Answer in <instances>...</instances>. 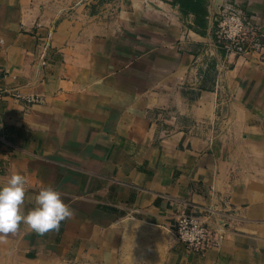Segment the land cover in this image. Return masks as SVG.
<instances>
[{
    "label": "crops",
    "instance_id": "obj_1",
    "mask_svg": "<svg viewBox=\"0 0 264 264\" xmlns=\"http://www.w3.org/2000/svg\"><path fill=\"white\" fill-rule=\"evenodd\" d=\"M227 1L0 0V188L18 173L25 214L49 186L74 211L0 264H264V52L215 43ZM236 1L264 32V0ZM183 214L224 238L188 249Z\"/></svg>",
    "mask_w": 264,
    "mask_h": 264
},
{
    "label": "built area",
    "instance_id": "obj_2",
    "mask_svg": "<svg viewBox=\"0 0 264 264\" xmlns=\"http://www.w3.org/2000/svg\"><path fill=\"white\" fill-rule=\"evenodd\" d=\"M215 43L226 53L243 57L254 53L259 56L264 52V32L253 23L249 13L241 8L236 0L227 1L215 16ZM17 99H24L27 105H37L45 102L42 95H16ZM214 209H209L205 218L217 215ZM217 226L195 214H183L176 227L179 242L185 244L192 251H205L213 244L224 238L220 227L221 219H217Z\"/></svg>",
    "mask_w": 264,
    "mask_h": 264
},
{
    "label": "clouds",
    "instance_id": "obj_3",
    "mask_svg": "<svg viewBox=\"0 0 264 264\" xmlns=\"http://www.w3.org/2000/svg\"><path fill=\"white\" fill-rule=\"evenodd\" d=\"M28 181L21 174H13L0 188V241L16 235L22 225L44 235L58 232L61 223L74 216L71 207L64 203L61 193L49 186L35 197V207L25 214Z\"/></svg>",
    "mask_w": 264,
    "mask_h": 264
},
{
    "label": "trees",
    "instance_id": "obj_4",
    "mask_svg": "<svg viewBox=\"0 0 264 264\" xmlns=\"http://www.w3.org/2000/svg\"><path fill=\"white\" fill-rule=\"evenodd\" d=\"M182 2L187 10L195 12L198 17L202 16V4L204 0H182Z\"/></svg>",
    "mask_w": 264,
    "mask_h": 264
},
{
    "label": "water",
    "instance_id": "obj_5",
    "mask_svg": "<svg viewBox=\"0 0 264 264\" xmlns=\"http://www.w3.org/2000/svg\"><path fill=\"white\" fill-rule=\"evenodd\" d=\"M153 4V6H156V5H154V3H152Z\"/></svg>",
    "mask_w": 264,
    "mask_h": 264
}]
</instances>
